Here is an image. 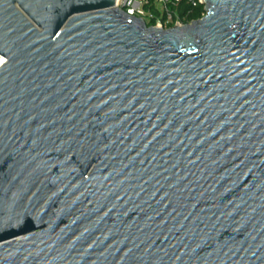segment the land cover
Instances as JSON below:
<instances>
[{"label":"water","instance_id":"obj_1","mask_svg":"<svg viewBox=\"0 0 264 264\" xmlns=\"http://www.w3.org/2000/svg\"><path fill=\"white\" fill-rule=\"evenodd\" d=\"M200 4L0 0V264H264V0Z\"/></svg>","mask_w":264,"mask_h":264},{"label":"built area","instance_id":"obj_2","mask_svg":"<svg viewBox=\"0 0 264 264\" xmlns=\"http://www.w3.org/2000/svg\"><path fill=\"white\" fill-rule=\"evenodd\" d=\"M198 4L200 0H114L126 14L142 18L146 26L148 21L149 26L162 29L193 21L189 16Z\"/></svg>","mask_w":264,"mask_h":264},{"label":"trees","instance_id":"obj_3","mask_svg":"<svg viewBox=\"0 0 264 264\" xmlns=\"http://www.w3.org/2000/svg\"><path fill=\"white\" fill-rule=\"evenodd\" d=\"M184 6V5H183ZM204 15V9L201 4H198L189 16V20H196Z\"/></svg>","mask_w":264,"mask_h":264},{"label":"bare ground","instance_id":"obj_4","mask_svg":"<svg viewBox=\"0 0 264 264\" xmlns=\"http://www.w3.org/2000/svg\"><path fill=\"white\" fill-rule=\"evenodd\" d=\"M4 62V58L3 57H0V64Z\"/></svg>","mask_w":264,"mask_h":264},{"label":"rangeland","instance_id":"obj_5","mask_svg":"<svg viewBox=\"0 0 264 264\" xmlns=\"http://www.w3.org/2000/svg\"><path fill=\"white\" fill-rule=\"evenodd\" d=\"M159 6V5H158ZM147 25L149 26V25H151L148 21H147Z\"/></svg>","mask_w":264,"mask_h":264}]
</instances>
